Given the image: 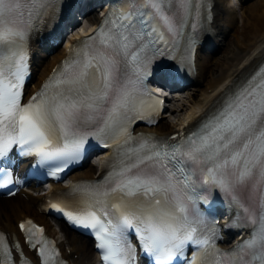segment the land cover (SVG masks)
I'll return each instance as SVG.
<instances>
[{"label":"snow or ice","instance_id":"6c2138e0","mask_svg":"<svg viewBox=\"0 0 264 264\" xmlns=\"http://www.w3.org/2000/svg\"><path fill=\"white\" fill-rule=\"evenodd\" d=\"M52 6L0 0V188L20 182L2 166L13 151L57 176L79 161L91 136L115 149L106 182L74 185L67 210L52 207L93 231L103 264H140L141 257L147 264H264V65L175 143L133 137L129 125L145 119L155 100L144 83L152 62L165 52L174 58L202 0H128L22 103L27 40ZM209 188L246 213L248 238L230 251L218 248L215 222L197 207ZM19 228L42 264H63L43 228L31 220ZM12 248L29 264L18 242ZM0 264H14L3 234Z\"/></svg>","mask_w":264,"mask_h":264},{"label":"bare ground","instance_id":"6f19581e","mask_svg":"<svg viewBox=\"0 0 264 264\" xmlns=\"http://www.w3.org/2000/svg\"><path fill=\"white\" fill-rule=\"evenodd\" d=\"M227 1L215 0V35L218 36L217 40L220 41L227 28L232 27L237 33L235 34V45L230 49V53L214 61V66L200 69L201 77L206 78V89L200 90V96H198V91L196 90L193 95L189 94V104L180 124L175 126L168 121H161L150 132L170 135L171 133L182 131L188 125L190 126L199 121L205 113L217 104L222 95L234 83L243 79L264 58V0L243 8V24L240 30H238L237 16L227 5ZM248 30L251 31L250 34H247ZM64 50L55 51L40 62L35 76L36 85L40 84V81L46 76L48 71L62 58ZM174 110L178 111V109L171 111ZM91 177H94V169L92 166H88L86 170L70 176V179L76 180ZM57 189H62V187L57 186ZM23 195L0 199V229L11 232V234H17V221L31 216L45 224L49 232L56 234V231L52 229L50 218L38 213L36 210L43 197L33 196L32 194ZM62 228L66 232L68 249H71L73 254L78 255L77 259L74 258L75 264H94L95 261L92 262L90 260L93 251L92 242L71 232L64 225H62ZM66 252L67 249L65 248Z\"/></svg>","mask_w":264,"mask_h":264},{"label":"rangeland","instance_id":"374dc122","mask_svg":"<svg viewBox=\"0 0 264 264\" xmlns=\"http://www.w3.org/2000/svg\"><path fill=\"white\" fill-rule=\"evenodd\" d=\"M262 0H246L244 1L241 5L238 4L237 0H228V2H230V5L232 6V9L234 10L236 16H237V24H238V30H240L242 24H243V19H242V13H243V8L247 7V6H252L257 2H260ZM80 27H85V24H82ZM251 31L248 30L247 34H250ZM236 31H234V29L232 28L231 31L228 30L227 32V37L225 39V43L224 46L222 47V49L220 51H218L216 54L212 55V56H205L204 58H202L201 60V68H205L207 69L209 66H214L213 62L216 61L217 59L224 57L225 55H227L228 53H230V49L232 48L233 45H235V40H236V36H235ZM212 62V63H211ZM204 69V70H205ZM206 89V78H202L201 82L199 84H196L194 87H192L189 90H186L184 92L181 93V100L179 102H177L176 104H174L175 109H178V111H173L169 113L168 118H165L162 122L164 121H168L170 124L172 125H177L180 124L185 111L187 110V106L189 104V94L193 95V93L196 91H198V96H200V90H205Z\"/></svg>","mask_w":264,"mask_h":264}]
</instances>
